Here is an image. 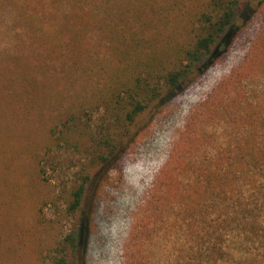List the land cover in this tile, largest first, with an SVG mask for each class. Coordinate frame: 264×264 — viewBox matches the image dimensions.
<instances>
[{"label": "rangeland", "instance_id": "1", "mask_svg": "<svg viewBox=\"0 0 264 264\" xmlns=\"http://www.w3.org/2000/svg\"><path fill=\"white\" fill-rule=\"evenodd\" d=\"M49 1L0 0V264H52L59 241L73 229H82L86 239L79 247L85 264H176L183 244L191 243L193 220L180 192L194 183V165L218 158L228 143L234 148L251 133H261L257 142L264 144V0H247L249 14L237 21L240 29L229 46L215 52L200 78L131 128L133 142L100 179L99 147L83 124L99 123V114L78 111V132L66 134L61 126L64 110L85 88L81 78L70 76L79 72L64 70L63 14H50ZM174 1L190 7L205 0L155 2ZM184 25L175 19L158 26L164 36L154 31L151 37L169 53L188 37ZM92 34L83 44L99 49L93 67L107 72H97L95 92L85 95L90 99L114 70L112 48ZM26 75L33 86L24 85ZM86 174L91 178L82 208L69 215L67 193ZM209 197L205 206L214 204ZM242 246L245 256L264 264L263 249L260 254L253 243Z\"/></svg>", "mask_w": 264, "mask_h": 264}, {"label": "trees", "instance_id": "2", "mask_svg": "<svg viewBox=\"0 0 264 264\" xmlns=\"http://www.w3.org/2000/svg\"><path fill=\"white\" fill-rule=\"evenodd\" d=\"M136 1L135 4L117 3V0L49 1L50 14H63L58 26L68 37L61 43L69 61L64 62V70L79 72L70 76L75 80L81 78L85 88L77 103L76 99L64 110L61 126L66 134L78 132L82 119L78 111L89 117L99 114V123L95 125L91 119L83 121L85 135L99 147L96 155V162L101 166L99 179L133 142L128 143L134 138L131 128L148 111L163 107L200 78L211 66L215 52L224 50L232 42L240 29L237 21L249 11L247 0H205L190 7L176 1L171 6L158 4L155 2L158 0ZM175 19L185 24L182 30L187 31L188 37L180 38L181 42L168 53L151 33L155 31L159 37L164 36L165 32L158 26H169ZM92 31L112 48L114 70L90 99L85 95L90 88L95 92L97 72H107L104 66L97 72L93 67L98 61L99 49L83 44ZM21 80L26 87L33 86L32 76L26 75ZM255 134L251 133L244 143L234 148L228 143L223 153L216 159L212 155L207 164L194 165L198 171L194 183L180 192V204L189 210L193 220L187 230L191 243L183 244L176 264L260 263L242 252V245L247 242L258 246L260 254L264 250V144L257 142L263 138L261 133ZM125 136L129 137L127 141ZM64 138L57 140L68 145V139ZM39 165L44 174V164ZM90 178L89 174L81 176L80 183L74 184L67 193V214L75 215L81 210ZM210 194L214 204L205 206ZM81 222L84 225L85 220ZM231 234L235 237L229 243ZM85 240L82 229L71 230L59 241L51 263L85 264L84 248L79 249Z\"/></svg>", "mask_w": 264, "mask_h": 264}]
</instances>
